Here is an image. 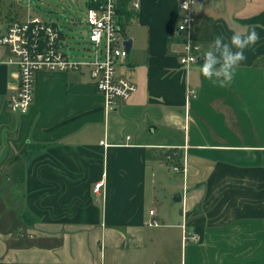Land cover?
I'll use <instances>...</instances> for the list:
<instances>
[{
    "label": "crops",
    "instance_id": "1",
    "mask_svg": "<svg viewBox=\"0 0 264 264\" xmlns=\"http://www.w3.org/2000/svg\"><path fill=\"white\" fill-rule=\"evenodd\" d=\"M192 13L199 55L216 36L259 34L231 85L206 79L204 61L181 65L179 0H141L118 66L137 89L109 113L86 72L48 70L17 112L0 45V264H264V0Z\"/></svg>",
    "mask_w": 264,
    "mask_h": 264
},
{
    "label": "built area",
    "instance_id": "2",
    "mask_svg": "<svg viewBox=\"0 0 264 264\" xmlns=\"http://www.w3.org/2000/svg\"><path fill=\"white\" fill-rule=\"evenodd\" d=\"M125 0H88L87 19L89 26L88 57H72L64 49L68 45L67 35L54 21L39 15L28 14L24 20L14 19L0 24V45L9 48L12 56L8 63L16 67V85L9 96V104L19 113H27L34 100L35 76L42 70L87 72L98 94L103 98L107 113L115 110L118 102L128 100L136 91L137 85L122 75L118 66L125 62L129 49L124 35L123 19L119 12ZM131 10L138 11L141 0H126ZM196 0H179L181 16L178 30L184 38V50L180 63L189 69L199 60L201 45L191 34L196 20L192 7ZM188 7L185 9L184 5ZM183 25V29H181ZM198 97L196 89L187 87L185 102V126L190 122V105ZM169 158V157H168ZM178 169V167H175ZM101 184H97L99 190ZM151 216L155 210L150 211ZM151 226L159 222L151 218ZM184 241L197 239L184 231Z\"/></svg>",
    "mask_w": 264,
    "mask_h": 264
},
{
    "label": "rangeland",
    "instance_id": "3",
    "mask_svg": "<svg viewBox=\"0 0 264 264\" xmlns=\"http://www.w3.org/2000/svg\"><path fill=\"white\" fill-rule=\"evenodd\" d=\"M88 0H0V22L11 14L26 19L28 14L39 15L56 22L67 35L64 49L72 57H88L89 26ZM88 74V71L86 72ZM89 75V74H88ZM90 77V76H89ZM173 198V196H172Z\"/></svg>",
    "mask_w": 264,
    "mask_h": 264
},
{
    "label": "clouds",
    "instance_id": "4",
    "mask_svg": "<svg viewBox=\"0 0 264 264\" xmlns=\"http://www.w3.org/2000/svg\"><path fill=\"white\" fill-rule=\"evenodd\" d=\"M184 7L186 9L188 5L185 4ZM258 41L259 34L255 27L247 33L235 32L227 43L223 36H216L204 54V62L199 71L213 84L218 83L221 87L230 86L235 69L247 59L245 50L256 45Z\"/></svg>",
    "mask_w": 264,
    "mask_h": 264
},
{
    "label": "trees",
    "instance_id": "5",
    "mask_svg": "<svg viewBox=\"0 0 264 264\" xmlns=\"http://www.w3.org/2000/svg\"><path fill=\"white\" fill-rule=\"evenodd\" d=\"M119 12L122 15V19H123V30H125V24L127 23V20L130 18V14L132 12V10L129 9L128 2L126 0L121 4L119 8Z\"/></svg>",
    "mask_w": 264,
    "mask_h": 264
},
{
    "label": "water",
    "instance_id": "6",
    "mask_svg": "<svg viewBox=\"0 0 264 264\" xmlns=\"http://www.w3.org/2000/svg\"><path fill=\"white\" fill-rule=\"evenodd\" d=\"M126 45H127L128 49L130 50L131 45H132V41H131V39H127V40H126ZM199 61H204V55H199ZM152 128H155V126H152L150 129H152ZM175 199H176V200H181V199H182V195H181V193H178V194L176 195Z\"/></svg>",
    "mask_w": 264,
    "mask_h": 264
}]
</instances>
